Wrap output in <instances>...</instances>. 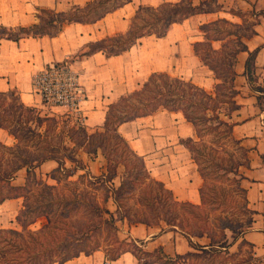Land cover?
Here are the masks:
<instances>
[{"label": "trees", "instance_id": "obj_1", "mask_svg": "<svg viewBox=\"0 0 264 264\" xmlns=\"http://www.w3.org/2000/svg\"><path fill=\"white\" fill-rule=\"evenodd\" d=\"M110 1L94 0L82 7L71 8L61 13L40 10L36 15L37 22L35 24L15 29V31L0 28V35H3L2 32L5 31L7 33L5 37L13 41L23 37H53L61 31L64 24L95 22L130 0H113L112 5L102 9L100 13H95L98 8ZM211 1L203 0L195 5L189 0H181L174 4L163 3L156 8L142 7L136 11L125 34L89 45L88 52L82 55L102 51L105 56H114L128 50L136 40L143 36L163 37L171 24L182 23L196 14L219 10V6L216 4L210 7ZM144 10L159 16L155 15L156 17L152 18L151 22L145 21L146 23L144 22L142 26L138 27L136 20ZM232 14L237 13L232 12ZM238 16L241 14L238 13ZM218 25L235 26L226 20L219 19L203 25L200 29L209 31L211 28H217ZM241 36H238L237 32L228 31L222 36L215 29L212 34H208L206 31L205 42L193 44L194 54L204 66L213 72L217 80L212 93H207L189 81L172 77L166 73H152L139 89L109 105L102 126L94 129L91 133L82 125L70 124L67 119L40 116L35 108L23 105L14 92H0V128L6 130L16 141L13 147H6L0 143V203L8 199H22V206L16 216L19 229H0V264H64L80 254L91 255L100 250L101 245L95 238L103 232L108 234L107 245L105 246H109L111 250L106 251V254L112 252L113 256L112 258L106 256V259L111 262L125 252H130L139 262L140 257L137 254L139 252L144 259H153L142 264H181V262L189 261V259H192L194 264H201L199 261L204 258V254L208 256V253L219 254L221 249L227 250L224 246L218 245L215 232L207 228V218L195 213L206 203L204 197L205 177L196 157L193 140L194 137L201 138L200 129H198L197 123L189 111L192 110L191 107L198 105L203 112H215L219 107L218 105L222 103L226 106L224 116L230 120L232 113L238 109L234 100L239 92L233 85L236 76L233 64L238 52L247 51L240 41ZM229 37L231 38L225 43L231 44V48L226 49L223 46L221 49L215 50L210 45V41L224 40ZM255 55L256 51L248 52L244 72L248 81L253 79L250 72ZM253 89L260 94L257 101L261 106L264 101V88L257 86ZM6 100H9V106H7ZM160 110L180 112L194 130L193 138L180 139V143L188 150L202 179L199 189L200 205L176 201L162 183L149 176L143 158L136 155L118 133L117 129L121 124L136 118L150 116ZM215 119H217V127L224 126L231 135L234 123L221 121L217 117ZM44 123L48 124L44 125L43 133H39L30 127L31 124H34L35 128L40 129ZM57 124L59 127L61 125L60 133L66 136L68 142L73 145L76 150L75 153L80 150L81 153L92 156L90 158L92 159L97 152H100L106 160L103 174L92 176L82 161L75 159L76 157L71 158L68 155L59 157L58 151L60 149L58 147L48 145L51 152L41 150L37 155H31V157H25L20 153L19 143L24 133H30L31 137L39 141L46 140L45 133L47 130L56 128ZM208 128L210 129V127ZM234 142L237 149L242 153L244 161L243 163H233L229 172L238 176V168L246 165V151L240 146L238 140L235 139ZM73 148L63 147L61 149L73 150ZM5 152L14 154L15 157L12 161L2 159ZM46 160H54L57 166L45 176L46 180H42L41 175H36L35 169ZM66 162L70 166L66 167ZM120 166L123 168V174L119 184L114 185L113 179L116 177V170ZM22 168L26 170L25 182L21 186H12L11 180L14 174ZM75 176V180H69ZM239 178L242 179L243 177L240 176ZM47 180L53 183H48ZM62 180L68 181L63 185L67 194L60 190L63 187L60 186ZM81 180L87 182L84 186H91V190L95 192L100 191L99 200L94 199V195L90 194L89 191H77L78 183ZM32 188H35L33 193H31ZM136 189H139L141 194L147 193L142 201L151 206L150 215H153L152 219L154 220L152 221L154 223L146 216H140L138 213H131L129 209H124L123 200L125 196ZM242 191L245 194V190L241 189ZM110 200L119 213L120 220H126L128 226L136 224L158 226V222L161 221L167 229L178 231L183 235L196 251L183 256L176 255L175 258H167L159 252L148 253L141 248L134 251L130 245L134 244L135 241L119 240L116 235L117 227L114 215L107 207ZM157 205L162 208L163 218L158 219L157 214L154 213ZM53 207H56L58 211L53 212ZM54 214L57 217L52 222L50 215ZM42 217L48 218L45 224L36 230L29 229ZM196 223L200 225H196ZM230 227L227 223H221L218 234L224 238V230L230 229ZM201 237L209 239L207 249L194 244L191 240ZM91 241L94 243L88 246ZM139 243L141 244V242ZM241 244L246 243L244 241L238 243V251ZM238 251L235 255L238 254Z\"/></svg>", "mask_w": 264, "mask_h": 264}, {"label": "crops", "instance_id": "obj_2", "mask_svg": "<svg viewBox=\"0 0 264 264\" xmlns=\"http://www.w3.org/2000/svg\"><path fill=\"white\" fill-rule=\"evenodd\" d=\"M92 1L0 0V28L13 30L29 27L37 22L36 15L40 10L61 13ZM180 1L130 0L95 22L64 24L53 37H23L13 41L0 35V92H14L23 105L43 108L39 97L32 92V75L52 63L67 61L78 72L85 93L79 113L82 126L93 131L102 126L109 105L139 89L152 73H166L212 93L217 80L193 51L194 43L206 41V31L200 27L219 19L236 26L244 24L245 19L252 22L249 33L238 32V36L244 35L240 41L247 51L238 52L233 64L236 73L233 85L239 92L234 100L238 109L232 113L229 121L234 123L232 137L246 151L242 185L254 218L248 230L229 248L234 247L238 251V243L244 241L252 250L253 260L257 264H264V101L261 106L258 104L257 97L260 94L253 89L257 86L264 88V0H214L213 5H218L219 10L196 14L182 23L171 24L163 37L143 36L128 50L114 56H105L102 51L82 55L88 52L89 45L125 34L138 9L156 8L163 3ZM189 1L196 5L203 0ZM229 38L210 41V45L219 50ZM252 51H256L250 72L253 79L248 81L244 73L245 64L248 52ZM51 109L66 114L63 108ZM117 130L130 149L143 158L149 176L162 183L176 201L200 204L202 179L188 150L180 143V139L193 138L194 130L180 112L160 110L150 116L123 123ZM0 143L12 146L16 141L0 128ZM78 155L91 175L105 172L106 160L101 155L98 154L94 160L88 159L84 153ZM56 166L54 160H46L35 169V173L46 180L45 176ZM122 170L121 166L116 170L113 179L115 185L120 182ZM25 179V168L19 169L11 185L21 186ZM21 206V198L0 203V229H19L16 216ZM107 207L117 219L116 235L119 240L141 242L145 252H159L167 258L196 251L178 231H171L161 225L128 226L126 220H120L111 200ZM191 240L194 244L208 248L209 239L206 237ZM105 259L104 252L98 250L91 255L80 254L64 264H102ZM112 264H138V261L130 252H125Z\"/></svg>", "mask_w": 264, "mask_h": 264}, {"label": "rangeland", "instance_id": "obj_3", "mask_svg": "<svg viewBox=\"0 0 264 264\" xmlns=\"http://www.w3.org/2000/svg\"><path fill=\"white\" fill-rule=\"evenodd\" d=\"M112 1L113 0H111L108 4L98 8L95 11V13H100L102 9L112 5L114 2ZM213 1L214 0L210 2V7L214 6ZM155 15L159 16L156 13ZM155 15H153L149 11H145V10L142 11L138 19L136 20V25L139 27L142 26L145 21L151 22V19L156 17ZM90 16L92 17V15ZM244 21L245 23L240 26L235 25L232 27L228 25H218L216 26L217 28L215 29L218 31L219 34L221 33L222 36H224L225 32L227 31L237 32V33L238 32L249 33L252 22L248 21L247 19H245ZM215 29L211 28L209 31L206 29L205 30L207 31L208 34H212V32H214ZM13 30L15 31V29ZM2 34H3L2 36H5V34L7 33L4 31L2 32ZM224 47L226 49L231 48V44L224 43ZM6 104L7 106L10 105L9 100H6ZM218 106L219 107L216 109L215 112H211V111L203 112L202 110L199 109L198 105L191 107L190 108L192 109L191 111L188 110L190 112V115L195 119L198 129H200L201 138L197 139L194 137L193 140L195 144L194 147H195L196 157L199 161L200 169L205 177L204 197L206 203L204 204V206L200 207V209L196 210L195 213L198 216L207 218L206 226L208 229L215 232V235L217 236L216 240L218 242V245L227 248V250L225 251L224 249H221V253L219 254L208 253V256H205L204 254L203 255L204 258L200 259L199 263L256 264V262L253 260L252 257V250L249 246H246V244L240 245V249L237 255H235L237 251L234 247L229 248L235 240H239L240 236L248 230L250 223L254 218V214L253 212H251V208L248 205L246 191L245 194L243 193V191L241 192V189L244 188L242 185V179H240L239 177L243 175V171L246 165L245 166L242 165L241 167L238 168V176L234 175L232 172H229L230 166H232L233 163H243L244 158L242 153L237 149V145L234 142L235 139L232 137V135H230L228 130L222 125L217 127V119H215L216 117L221 121H226L230 123V121L227 120L226 117L224 116L226 112V106L222 103H220ZM14 107H16V105H14ZM210 107L212 108L213 106ZM35 109L39 112L40 116H44V115L48 117L55 116L58 118L67 119L68 121H70V124L74 123V120L71 116L63 112L61 113L60 110L58 111L54 109L55 110L54 112L50 107H46V106L43 108H35ZM46 124L48 123H44L40 129L35 128L34 124H31L30 127L34 128L39 133H43L45 127L44 125ZM56 126L57 127L54 129L47 130V132L45 133L46 140L39 141L36 138L31 137L30 133L27 132L24 133V136L19 143V150L21 151L20 153L23 154L25 157L27 156L31 157V155L32 156L37 155V153H39L41 150L42 151L46 150L47 152H51V149H49L48 147L49 145L50 147H58L60 149L58 151L59 157L68 155L71 158L76 157L75 159H78L79 156L78 154L81 153L80 150L77 151V153H75L76 150L73 148V145L68 142L66 136H63V134L60 133L61 125L60 127L58 126V124ZM208 127H210V129ZM88 132L91 133L90 130ZM14 145L6 146V147H13ZM63 147H72L73 150H65V149L62 150L61 148ZM98 154L101 155L100 152H97L96 156ZM96 156L93 157L92 159H90L92 156L91 157L86 156V157L90 160H94ZM13 157H15L14 154H8L7 152H5L2 159L5 161L7 160L12 161ZM145 161H147V158H145ZM68 166L70 165L68 162H66V167ZM121 173L123 174V170L121 171ZM75 178L76 176L69 180H75ZM67 182L68 181L62 180L60 182V186H63ZM70 182H74V181H70ZM90 182L92 183L93 181ZM86 183L87 182L85 180H81V182L78 183L77 191H82V190L89 191L90 194L94 195V199L99 200L100 191L95 192L91 190L92 189L91 186L88 185L84 186ZM34 190L35 188H32L31 193H33ZM60 190H63L67 194L64 186L60 188ZM146 196L147 193L141 194L139 193V189H136L135 191L131 192V194L125 196L123 200L124 209H129L131 213L132 212L138 213L140 216L141 215L146 216L148 217V219H150L151 222L154 223V221H152L154 220L152 219L153 215L152 214L150 215L151 206L146 204L144 201H142V198ZM52 211L54 212L58 210L56 209V207H53ZM154 213L157 214L158 219L163 218L162 208H160L158 205L155 206ZM187 213L189 214V212ZM50 217L53 222L56 219L57 215L56 214L52 216L50 215ZM114 219L116 223L117 219L115 217ZM47 220L48 218L45 219V217L39 218L35 222V224L29 227V229L36 230L37 228L41 227L42 224H45ZM221 223H227L229 226H231L230 229L224 230V238L220 236V234H218L219 233L218 228ZM158 224L166 228L163 222L159 221ZM196 225H200V224L196 223ZM107 237L108 234L103 232L95 239L101 245L100 251H103L108 258H112L113 256L112 252L111 253L107 252L106 254V251L111 250L109 246H105L107 245V241H106ZM128 241L129 240H127V242ZM91 242L88 244V246H91L94 243V241L92 243ZM130 248H132L134 251H136L139 248L142 249L141 244L139 242H134V244L130 245ZM137 254L140 257L138 264H142L144 262H150L153 260L152 258L144 259L139 252H137ZM182 264H194V261L192 259H189V261L188 260L184 261Z\"/></svg>", "mask_w": 264, "mask_h": 264}, {"label": "built area", "instance_id": "obj_4", "mask_svg": "<svg viewBox=\"0 0 264 264\" xmlns=\"http://www.w3.org/2000/svg\"><path fill=\"white\" fill-rule=\"evenodd\" d=\"M32 92L43 107L63 108L74 123L82 125L80 104L85 93L79 82V74L67 61L52 63L34 73L31 78ZM102 264H112L105 259ZM257 264V263H256Z\"/></svg>", "mask_w": 264, "mask_h": 264}]
</instances>
